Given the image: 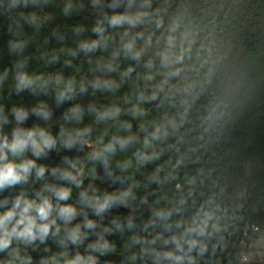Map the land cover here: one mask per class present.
<instances>
[{
	"label": "clouds",
	"instance_id": "obj_1",
	"mask_svg": "<svg viewBox=\"0 0 264 264\" xmlns=\"http://www.w3.org/2000/svg\"><path fill=\"white\" fill-rule=\"evenodd\" d=\"M53 3L0 0V16L7 17L11 37L8 51L20 57L0 73V264H36L31 253L38 250L52 253L38 264H100V257L109 255L121 256L118 264H214L227 237L245 220V203L212 167L214 146L229 122L233 86L225 82L218 87L217 70L201 55V29L190 4L169 12V0H88L94 16L90 31L96 38L81 39L89 29L76 24L71 28L75 47L53 49L42 57L48 65L68 57L62 67L79 72L73 61L81 53L89 64V54L101 53L93 78L77 79L63 72L27 70L30 39L23 26L39 29L51 21V14L41 16L36 10ZM85 8L84 0H62L66 18ZM51 35L61 44L66 41L57 29ZM121 61L127 66L121 67ZM10 74L9 99L24 91L33 96L51 93L57 108L89 93L115 96L125 86L128 91L122 104L72 103L53 134L54 110L46 100L31 108L12 104L6 112L3 90ZM153 111L158 117L148 119ZM30 116L44 126L24 127ZM85 116L92 123L85 124ZM133 120L138 121L136 131ZM8 124L13 125L10 131L5 130ZM93 125L103 126L98 135ZM63 150L83 155H63L55 166L37 163ZM152 164L153 170L137 180V173ZM97 180L113 190L101 191ZM16 189L14 195H2ZM74 189L77 198L70 202ZM141 190L144 194L138 196ZM141 206H147L146 219L136 215ZM120 207L129 214L114 215L104 224L105 216ZM89 212L99 219L90 218ZM112 235L120 236L119 249L108 239ZM49 241L59 251L53 253ZM251 246H264V235Z\"/></svg>",
	"mask_w": 264,
	"mask_h": 264
},
{
	"label": "trees",
	"instance_id": "obj_2",
	"mask_svg": "<svg viewBox=\"0 0 264 264\" xmlns=\"http://www.w3.org/2000/svg\"><path fill=\"white\" fill-rule=\"evenodd\" d=\"M84 2L86 4L85 11L79 15L73 14L70 18H66L61 12L62 0H54L53 4L45 7L42 11L36 10L41 16L51 14L54 17L51 21L43 24L39 29H34L26 24L23 26V35L30 39V44L25 49V55L31 57L27 66L29 72L45 75L63 72L65 76L75 75L77 79L93 78L92 69L96 58L101 55L99 52L89 54L93 60L92 64H89L88 58L81 53L73 61L74 65L80 68L79 72H76L75 68L62 67L63 60L68 57L61 56V62L55 65H48L42 59L46 53H50L53 49L75 47L76 38L71 32V28L76 24H84L89 29L81 35V39L96 38L90 31L94 23V16L91 14V9L87 7L88 0H84ZM169 2L171 4L169 12L177 10L181 4H190L189 11L192 19L201 29L199 43L204 47L201 55L208 58L217 70L218 87L225 82L233 86V103L230 108V115L227 117L229 122L220 132V141L214 146V155L211 156V159L212 167L221 175L223 182L228 185L229 191L238 195L245 203L243 210L245 220L239 223L238 229L233 235L227 237V245L223 250L218 251L214 258V264H264L253 259L250 261L242 260L243 241L246 242L247 251L255 259V256L258 255V249L251 246L252 242L264 233V0H169ZM156 3H162V0H156ZM32 10L24 9V11ZM7 24V17L0 16V73L5 67L11 68L12 62L20 58L8 51V41L11 37L7 33ZM53 29L59 30L66 36L64 44L58 42L51 35ZM46 40L47 43H45ZM127 63L121 61V67H126ZM11 83L10 74L3 90V102L7 105L6 112L12 104L31 108L39 100H46L54 110L53 134L59 130L63 111L72 103L80 102L85 106L90 102L98 104L117 102L122 104L121 97L128 91L127 86H125L115 96L102 93L92 96L89 93L78 98L77 101L66 102L57 108L51 93L48 96H33L28 91H24L19 96L12 93L9 99ZM147 107L154 108L153 105ZM158 115L159 113L153 111L148 119L156 118ZM123 119H128V117H123ZM33 123L44 126V122L37 120L34 116H30L23 126L30 127ZM84 123H92L90 117L85 116ZM132 123L133 131H136L138 121L133 120ZM12 127V124L5 125V130L10 131ZM93 127L94 136L103 129V126L93 125ZM63 155L83 154L76 152V150H63L59 154L52 151L46 159H40L37 163L55 166L61 163ZM126 155H130V152L120 154L117 158L123 159ZM154 167L155 164H152L142 169L140 173H137V180L142 181L144 175L150 173ZM87 183L88 180H85V185ZM95 183L101 191L113 190L108 183H101L99 180ZM39 186V184L36 185V187ZM151 188L155 189L156 186L152 185ZM171 188L172 186L169 185L167 191L170 192ZM18 190H8L2 195H14ZM77 194L78 190L74 189L70 202L76 200ZM143 194L142 190L138 192V196ZM153 199L154 197H149L150 202ZM129 211L123 207L114 208L110 214L105 216L103 223L108 224L114 215L127 216ZM148 214L147 206H141L136 211V215L141 219H146ZM89 216L92 219H99L93 216L91 212H89ZM254 225L258 226L260 231L249 229L246 234L247 228ZM91 239H95V237L93 236ZM108 239L115 241L119 249L122 244L120 236L112 235ZM49 243L51 244V241ZM51 248L53 253L59 251L55 244H51ZM69 248L73 253L76 251L71 245ZM79 250L84 251L83 247ZM31 254L38 264L40 257L52 253L38 250ZM120 259L121 256L119 255L100 257V264H104L105 260L116 261L118 264Z\"/></svg>",
	"mask_w": 264,
	"mask_h": 264
},
{
	"label": "built area",
	"instance_id": "obj_3",
	"mask_svg": "<svg viewBox=\"0 0 264 264\" xmlns=\"http://www.w3.org/2000/svg\"><path fill=\"white\" fill-rule=\"evenodd\" d=\"M255 226V225H254ZM256 227H258V226H256ZM259 228V227H258ZM249 229H253L254 230V228H253V226L252 227H248L247 228V230H246V234L248 233V230ZM259 231H260V228H259ZM246 242L245 241H243V243H242V247H243V252H242V260L243 261H250V260H256V261H259V262H263L264 261V259H263V257H261V256H259V255H257V256H255V259L254 258H252L251 257V254L247 251V249H246ZM245 257H247V259H245ZM257 257V258H256Z\"/></svg>",
	"mask_w": 264,
	"mask_h": 264
},
{
	"label": "rangeland",
	"instance_id": "obj_4",
	"mask_svg": "<svg viewBox=\"0 0 264 264\" xmlns=\"http://www.w3.org/2000/svg\"><path fill=\"white\" fill-rule=\"evenodd\" d=\"M262 235H264V233H262V234H261L259 237H257L255 240H258ZM257 249H258V255L261 256V257H263V259H264V246H262V247H258ZM263 263H264V261H263Z\"/></svg>",
	"mask_w": 264,
	"mask_h": 264
}]
</instances>
